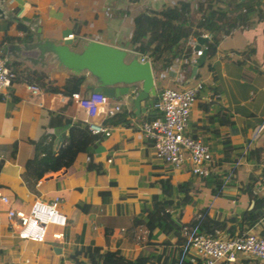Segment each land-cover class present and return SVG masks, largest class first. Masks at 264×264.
<instances>
[{
    "label": "crops",
    "instance_id": "obj_1",
    "mask_svg": "<svg viewBox=\"0 0 264 264\" xmlns=\"http://www.w3.org/2000/svg\"><path fill=\"white\" fill-rule=\"evenodd\" d=\"M1 1L18 19L0 17V48L27 32L22 19L34 18L46 38L60 40L72 33V38L89 37L126 47L132 29L131 17L137 11L177 0ZM261 13L264 14V0H251L242 22L214 46L211 65L216 79L210 80L209 70L203 72L202 80H210L209 86L196 93L189 109L186 131L208 146L213 159L209 173L222 175L219 193L214 196L201 185L202 176L190 172L187 162L174 167L154 155L151 141L139 130V122L148 115H159L155 100H145L144 111L134 113L129 95L115 97L125 101L126 124L116 122L119 112L110 116L97 112L90 119L107 126V132L97 133L100 138L93 150L77 152L67 167L45 173L36 181L33 191L27 188L21 173L25 161L33 156L34 143L51 132L55 135L53 146L56 148L67 127V124L50 126L51 115L61 112L73 120L84 121L85 112L71 96L61 92L39 86L37 93H31L17 70H41L52 86L62 84L68 74L50 66L32 67L5 56L10 67L23 78L13 79L9 86L0 88V188L9 197L11 206L20 209H27L36 198L49 201L58 195V209L65 215L66 224L62 242L53 241L48 234L42 241L20 238L5 215L6 205L0 203V262L4 255L12 264H26L30 262L27 255L30 253L32 264H70L73 249L84 245L119 250L121 255H108L107 264H128V258H133L141 249L160 252L163 257L166 255V264H172L177 232L182 233L183 224L207 204L208 214L224 218L226 225L237 221L243 229L261 231L264 228L261 150L264 144V17ZM258 14L262 17L258 18ZM186 43L193 45L194 40ZM236 49L242 50L241 55L236 54ZM229 52L239 58V64L223 58L230 56ZM181 60L184 61L179 58L175 65L154 72L160 85L179 88L189 84L191 63L183 70ZM253 64V75L246 80ZM77 82V92L85 94L81 79ZM224 139L234 147L227 152L226 159L223 158ZM256 147L258 151L254 150ZM161 181L173 186L191 182L178 215L179 229L170 237L169 244L161 242L163 232L147 239L145 226L133 221L135 215L149 206L150 197L158 192ZM99 191L107 192L108 198L103 201ZM77 203H87V206L81 209ZM244 208L259 209L248 225L241 218ZM230 228L226 227L222 233L238 230L235 225ZM53 245L59 246V252L52 250ZM43 249L48 250L45 257ZM235 264H256V261L238 253Z\"/></svg>",
    "mask_w": 264,
    "mask_h": 264
},
{
    "label": "trees",
    "instance_id": "obj_2",
    "mask_svg": "<svg viewBox=\"0 0 264 264\" xmlns=\"http://www.w3.org/2000/svg\"><path fill=\"white\" fill-rule=\"evenodd\" d=\"M129 1L135 2L136 0ZM250 5L251 0H177L157 8H144L131 17L132 29L126 41V48L139 54H146L151 62L153 73L175 65L179 58L184 59V61L181 60L180 67L183 70H187L190 63L191 45L187 44L186 41H192L198 34L206 32L208 34V38L204 40L206 57L201 65L210 71V80L215 81L216 74L211 65L214 46L220 43L222 35L242 22L243 14ZM192 10L198 11L194 24L191 23ZM261 17L258 14V18ZM235 52L241 55L242 50L236 49ZM225 56L223 58H228L235 64L240 63L239 58L235 54L233 56ZM253 68L254 64L251 66L252 70H249L246 74V80L251 79ZM17 72H20L28 82L36 83L42 88L58 91L69 96L72 92L78 90L77 79H81L75 75L68 74L62 84L52 86L50 80L46 79L45 73L41 70L21 68ZM210 80L203 81L202 75L197 68L187 85L200 81L201 86L197 90L198 93L200 89H205V87L209 86ZM155 84L158 91L160 88L159 79H155ZM151 99L153 101L156 100V95ZM124 116L125 112L120 111L116 122L126 124L127 121ZM156 116L157 114H152L145 118L150 119ZM62 124H67V127L61 135L58 146L56 148L53 146L55 135L51 132L45 133L34 143L33 156L24 163L21 177L27 188L32 191L36 181L45 173L67 167L73 161L77 152L92 151L100 138L97 133L91 132L85 122L73 120L64 116L61 112H54L50 117L49 125L57 126ZM186 134L190 135L188 131H186ZM222 142L223 158L226 159L229 158L227 152L234 147L229 145L227 139ZM254 150L258 151L259 149L256 147ZM261 150L263 151L262 161H264V144ZM1 164L2 161L0 160V167ZM262 170L264 169L262 168ZM190 183L189 181L181 182L176 186L163 181L159 183L158 192L151 195L150 204L146 210L133 217L134 223H141L145 226L147 239L153 238L156 232H163L164 237L161 242L170 243V237L173 236L176 229H179L177 219L183 205V197L188 192ZM221 184L222 175L219 173H208L201 178V185L207 188L209 195H217ZM99 194L103 201L108 198L107 192L99 191ZM86 204L77 203V206L84 209V206H87ZM208 208V204L201 206L196 214L183 225L197 224L200 231L204 233L213 232L214 229L222 231L226 227L231 229L230 227L234 225L238 226V230L235 232L243 230L241 222H231V225L228 226L224 218L220 219L210 216ZM248 210L251 209H243V211ZM241 218L245 219L246 216L241 215ZM229 220H232L231 217ZM232 233H234V230H229V234ZM183 237L179 230L175 238L176 245L172 250V262L179 254V246L183 241ZM75 251L76 254L73 253L71 256L73 264H107L108 255H121L119 250H100L97 246L79 245L74 249ZM128 260H130L128 264H154L155 262L166 264L167 257L166 255L163 257L160 252L141 249L133 258H128ZM199 263L197 261L194 264Z\"/></svg>",
    "mask_w": 264,
    "mask_h": 264
},
{
    "label": "built area",
    "instance_id": "obj_3",
    "mask_svg": "<svg viewBox=\"0 0 264 264\" xmlns=\"http://www.w3.org/2000/svg\"><path fill=\"white\" fill-rule=\"evenodd\" d=\"M201 35L208 38L206 32H202ZM66 36L72 38L73 34L68 33ZM200 51L192 49L190 63ZM140 56L142 59L148 58L146 54ZM16 78L23 77L10 67L7 58L0 51V88H6ZM200 86V81L179 88L160 85L158 91L156 90L155 100V108L159 115L142 119L139 122V130L144 138L151 141L157 158L174 167L187 162L192 174L204 176L209 173L213 161L211 152L199 137L186 134L189 109ZM25 87L33 94L39 91V85L33 82L26 81ZM70 96L84 109L83 122L92 133L107 132V126L90 119L97 112L110 116L126 110L123 98H110L94 92L80 94L77 91L72 92ZM59 201L60 197L54 195L49 201L34 199L27 209L15 208L11 206L9 197L0 188V203L6 205L5 215L13 231L18 237L33 241H42L46 239L47 234L53 241H63L66 217L58 209ZM51 226L55 229H51ZM182 234L183 241L174 264H184L186 261L192 263L199 261L202 264H235L238 253L255 259L257 264H264V228L259 232L243 229L224 235L220 229L208 233L201 232L198 225L193 224L184 226Z\"/></svg>",
    "mask_w": 264,
    "mask_h": 264
},
{
    "label": "water",
    "instance_id": "obj_4",
    "mask_svg": "<svg viewBox=\"0 0 264 264\" xmlns=\"http://www.w3.org/2000/svg\"><path fill=\"white\" fill-rule=\"evenodd\" d=\"M0 17L17 20L0 0ZM27 32L4 44L0 49L7 58L20 61L32 67L56 68L66 74L81 78V85L86 93H102L115 98L129 95L130 107L134 113L144 111L146 98L156 95V84L148 58L126 47L107 43L89 37L62 38L55 40L43 37L37 18L21 20ZM29 32V34H28ZM201 34L195 36L193 50L200 49V54L193 58L189 77H193L196 68L205 59L206 48ZM59 252L57 245L52 246Z\"/></svg>",
    "mask_w": 264,
    "mask_h": 264
},
{
    "label": "rangeland",
    "instance_id": "obj_5",
    "mask_svg": "<svg viewBox=\"0 0 264 264\" xmlns=\"http://www.w3.org/2000/svg\"><path fill=\"white\" fill-rule=\"evenodd\" d=\"M262 14V13H261ZM191 23L194 24L195 21H196V18H197V15L198 13L195 11V10H192V13H191ZM263 17H264V14H262ZM261 15V16H262ZM208 57V55H207ZM198 70L200 71L201 75H203V72H205V68L202 66V65H199L198 66ZM148 99H151V98H146L145 100H148ZM194 175V174H193ZM259 209L255 210L254 208L251 209V210H248V211H244L243 212V215L244 217L246 216L245 220H246V224L248 225V223L252 222L254 218H256L257 216V212H258ZM74 250V249H73ZM43 255L45 257V255L48 254V250L46 249H43ZM74 253V251H72ZM28 255V258L30 260L29 263H26V264H32L33 263V257L30 255V253L27 254ZM43 257V256H42ZM66 257V256H65ZM67 258V257H66ZM253 259V258H252ZM255 261V259H253ZM69 261V260H68ZM11 262V260L6 256L4 257V255H2V261L0 262V264H9ZM70 264H72V261L70 260ZM257 264V263H256Z\"/></svg>",
    "mask_w": 264,
    "mask_h": 264
}]
</instances>
